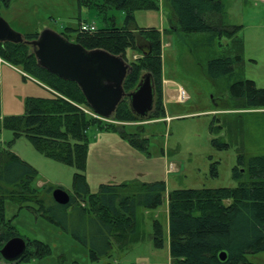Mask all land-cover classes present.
I'll list each match as a JSON object with an SVG mask.
<instances>
[{"label":"trees","instance_id":"trees-1","mask_svg":"<svg viewBox=\"0 0 264 264\" xmlns=\"http://www.w3.org/2000/svg\"><path fill=\"white\" fill-rule=\"evenodd\" d=\"M157 1L78 0L79 6L94 7L100 13L112 8L120 10L122 24L116 26L109 19L111 24L105 23L104 27L87 33L79 31V19L77 29L63 27L59 32L88 50L103 49L121 55L130 65L123 82L125 93L136 87L142 74L149 73L154 85V107L146 119L165 115L160 85L161 32L155 28L138 29L133 19L136 9H158ZM9 2L0 0V6L8 7ZM163 9L168 19L184 34H206L211 44L213 40L227 39L228 43L224 44L226 53L208 61V77L212 80L224 78L228 82L234 110L264 109V88L256 87L252 80L234 79V67L242 61L241 28L225 22L220 0H163ZM37 35L34 33L23 38L30 41ZM126 50L140 52L141 58L128 61ZM0 58L48 91V97H28L25 113L6 120L4 125L13 131L15 137L26 136L45 157L83 171L86 131L93 125L99 129H113L130 145L144 148L145 138L139 139L137 131L124 130L128 127L127 122L143 121L130 111L127 97L120 101L108 121H103L81 109L90 108L74 82L62 80L37 65L32 49L26 43L0 42ZM219 121L213 118L209 126L211 133L218 134L224 127L231 131ZM136 128L143 130L142 125ZM212 144L223 149L231 145L218 138L212 139ZM237 154V164L232 168V178L237 181L235 187L166 191L164 181H158L139 185L135 190L127 184L100 185L97 194H90L84 176L78 172L73 176L74 196L70 195L69 203L59 205L53 201L50 205L48 196H43L34 186L36 170L7 148H0V249L13 237L23 238L5 218L6 201L31 212L35 209L28 204H36L42 217L86 247L93 264L109 255L113 243L121 248L129 244L131 237H138V207L157 208L164 203L167 229L154 220L151 239L158 247L167 240L170 264H251L246 256L264 251V155L246 156L241 151ZM210 173L216 176L214 165H211ZM53 189L47 191L51 194ZM23 239L26 248L21 257L6 262L0 256V262L29 263L49 254L48 246L42 241ZM220 252L226 255L224 261L218 258Z\"/></svg>","mask_w":264,"mask_h":264},{"label":"rangeland","instance_id":"rangeland-1","mask_svg":"<svg viewBox=\"0 0 264 264\" xmlns=\"http://www.w3.org/2000/svg\"><path fill=\"white\" fill-rule=\"evenodd\" d=\"M220 2L225 22L241 28L242 61L234 67V79L252 80L256 87L264 88V0ZM157 3L158 9H136L133 23L138 29L155 28L161 32L160 85L165 115L125 123L128 126L124 129L126 132L137 131L139 139H146L143 149L130 145L113 129L90 126L86 131L87 152L81 172L75 166L45 157L26 136L15 137L13 131L4 126L6 120L25 113L28 97H48V92L42 86H36L29 75L14 68L7 69L6 62L0 58L3 70L0 79V148H7L36 170L34 186L43 196H48L50 205L53 200L47 191L49 188H61L74 196L73 176L78 172L84 176L90 194H97L100 185L127 184L135 190L139 185L158 181H164L166 191L235 187L237 181L232 178V168L237 164V152L246 156L264 155V109L234 110L228 82L224 78L212 80L207 75L208 61L226 53L224 44L228 40L217 39L211 44L206 34L182 33L168 19L163 0ZM0 17L15 32L26 37L44 29L57 33L63 27L77 29L79 19H87L97 28L111 22L120 26L123 14L113 8L100 13L94 7L79 6L78 0H10L8 7L0 6ZM125 57L128 61L137 60L141 53L126 50ZM180 89L187 96L184 101L178 100L176 94L169 97L170 92ZM81 109L93 116L88 109ZM213 118L231 131L224 127L218 134L211 133L209 126ZM137 125H142L143 130L136 128ZM214 138L231 145L226 149L218 148L212 144ZM211 165L216 167V176L210 173ZM28 206L35 212L19 209L16 204L6 201L5 218L23 238L46 244L49 254L41 260L32 259L22 264H93L85 246L42 217L36 204ZM154 220L165 226L166 204L157 208L138 207V237H131L129 244L121 248L113 243L109 255L95 264H170L167 240L158 247L151 239ZM246 257L251 264H264V251ZM0 264L4 263L1 261Z\"/></svg>","mask_w":264,"mask_h":264},{"label":"water","instance_id":"water-1","mask_svg":"<svg viewBox=\"0 0 264 264\" xmlns=\"http://www.w3.org/2000/svg\"><path fill=\"white\" fill-rule=\"evenodd\" d=\"M0 42L29 45L37 65L62 80L74 82L88 107L101 119L110 118L124 97H127L130 111L141 120L153 109L154 85L149 73L141 75L132 91L124 92L123 82L130 65L121 55H113L103 49L88 50L51 29H44L35 39L27 41L1 17ZM51 197L59 205H67L70 200L69 194L61 188L53 189ZM25 248L23 238L13 237L1 247L0 256L6 262H14ZM218 258L224 261L225 253L220 252Z\"/></svg>","mask_w":264,"mask_h":264},{"label":"built area","instance_id":"built-area-1","mask_svg":"<svg viewBox=\"0 0 264 264\" xmlns=\"http://www.w3.org/2000/svg\"><path fill=\"white\" fill-rule=\"evenodd\" d=\"M79 31L80 32H87V33H92L94 31H96V26L93 23L90 22H80L79 23ZM178 95H177V99L180 101H184L187 96L185 94V92L183 90H178ZM92 114V113H91ZM94 116V114H92Z\"/></svg>","mask_w":264,"mask_h":264},{"label":"crops","instance_id":"crops-1","mask_svg":"<svg viewBox=\"0 0 264 264\" xmlns=\"http://www.w3.org/2000/svg\"><path fill=\"white\" fill-rule=\"evenodd\" d=\"M81 20L85 21V20H87V19H81ZM161 41H162V39H161ZM4 66H5L7 69H9V70H13V68H14L15 70L19 71L17 68H15V67H13V66H11V65H8V64H6V63H5ZM2 73H3V70H2V68H0V79H1ZM20 73H22V72L20 71ZM22 77H24V76H22ZM32 81L35 83L36 86H42L43 88H45L42 84H40V83L37 82L36 80L32 79ZM38 84H39V85H38ZM36 86H35V87H36ZM45 89H46V88H45ZM46 91H47V89H46ZM47 92H48V91H47ZM170 94H171V95H169V92H168L169 97H172L174 94L177 95V92H170ZM164 224H165V227H166V229H167V220L164 221ZM39 260H41V259H39Z\"/></svg>","mask_w":264,"mask_h":264},{"label":"bare ground","instance_id":"bare-ground-1","mask_svg":"<svg viewBox=\"0 0 264 264\" xmlns=\"http://www.w3.org/2000/svg\"><path fill=\"white\" fill-rule=\"evenodd\" d=\"M179 93H177V95H178Z\"/></svg>","mask_w":264,"mask_h":264},{"label":"flooded vegetation","instance_id":"flooded-vegetation-1","mask_svg":"<svg viewBox=\"0 0 264 264\" xmlns=\"http://www.w3.org/2000/svg\"><path fill=\"white\" fill-rule=\"evenodd\" d=\"M153 107H154V105H153Z\"/></svg>","mask_w":264,"mask_h":264}]
</instances>
